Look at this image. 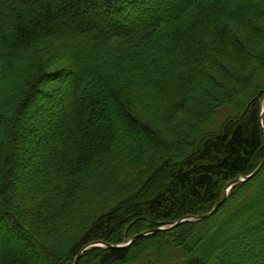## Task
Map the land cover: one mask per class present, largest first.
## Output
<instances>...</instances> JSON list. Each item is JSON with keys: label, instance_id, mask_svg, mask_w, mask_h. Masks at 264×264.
Wrapping results in <instances>:
<instances>
[{"label": "trees", "instance_id": "1", "mask_svg": "<svg viewBox=\"0 0 264 264\" xmlns=\"http://www.w3.org/2000/svg\"><path fill=\"white\" fill-rule=\"evenodd\" d=\"M263 90L264 0H0V264H264V165L151 232L259 166Z\"/></svg>", "mask_w": 264, "mask_h": 264}, {"label": "water", "instance_id": "2", "mask_svg": "<svg viewBox=\"0 0 264 264\" xmlns=\"http://www.w3.org/2000/svg\"><path fill=\"white\" fill-rule=\"evenodd\" d=\"M264 116V90H263V99H262V110H261V117H263ZM264 165V159L262 160V162L259 164V166H257V168H255V170L251 173V174H249V175H247V176H244V177H239V178H236V179H234L233 181H231L225 188H224V190H223V192H222V195H221V198H220V200H219V202L214 206V208L210 211V212H208V213H206V214H203V215H201V216H187V217H185V218H183V219H180V220H178V221H176V222H174L173 224H171V225H169V226H166V227H160V228H158V229H155V230H153V231H151V232H155V231H159V230H167V229H171V228H173V227H175V226H177V225H179V224H181L182 222H185V221H195V220H201V219H206V218H208L209 216H211L222 204H223V202L225 201V199H226V197L228 196V191L233 187V186H235V185H238V184H243V183H245V182H247V181H249L250 179H252L259 171H260V169L262 168V166ZM149 233V232H148ZM144 235V234H143ZM138 236H140V235H138ZM134 238H132L131 240H129L127 243H125L124 245H122L121 247H124V246H127V245H129L131 242H132V240H133ZM93 246H105V247H109L107 244H104V243H101V242H98V243H93V244H90V245H88V246H86V247H84L82 250H81V252L79 253V255L76 257V259L81 255V253L84 251V250H86V249H88L89 247H93ZM76 259H75V261H76Z\"/></svg>", "mask_w": 264, "mask_h": 264}, {"label": "rangeland", "instance_id": "3", "mask_svg": "<svg viewBox=\"0 0 264 264\" xmlns=\"http://www.w3.org/2000/svg\"><path fill=\"white\" fill-rule=\"evenodd\" d=\"M263 99V98H262ZM38 102L39 101H36L35 102V106L38 104ZM236 114V110H235V106H229V107H225V108H223V109H221V110H219V111H217V114H216V116L214 117V124H213V129L214 128H217L219 125H220V123L223 121V120H225L226 119V117L227 116H229V115H235ZM30 117H32V116H30ZM33 121H34V124H35V120L33 119ZM27 139V138H26ZM28 142L25 140L24 142H23V147H22V150H23V153L24 154H26V156L28 157L29 156V146H28ZM25 145L27 146L26 148H25ZM22 150H21V152H22ZM19 156V155H18ZM17 156V157H18ZM19 158V157H18ZM230 191V190H229Z\"/></svg>", "mask_w": 264, "mask_h": 264}, {"label": "bare ground", "instance_id": "4", "mask_svg": "<svg viewBox=\"0 0 264 264\" xmlns=\"http://www.w3.org/2000/svg\"><path fill=\"white\" fill-rule=\"evenodd\" d=\"M254 170H255V169H254ZM254 170H253V171H254ZM253 171H252V172H253ZM252 172H251V173H252ZM251 173H250V174H251Z\"/></svg>", "mask_w": 264, "mask_h": 264}]
</instances>
